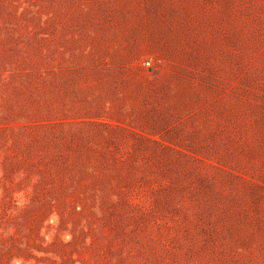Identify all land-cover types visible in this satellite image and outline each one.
Wrapping results in <instances>:
<instances>
[{
    "label": "rangeland",
    "instance_id": "1",
    "mask_svg": "<svg viewBox=\"0 0 264 264\" xmlns=\"http://www.w3.org/2000/svg\"><path fill=\"white\" fill-rule=\"evenodd\" d=\"M0 264H264V0H0Z\"/></svg>",
    "mask_w": 264,
    "mask_h": 264
}]
</instances>
